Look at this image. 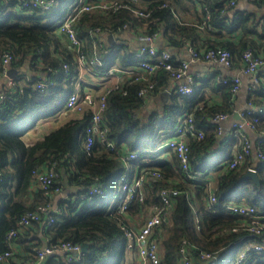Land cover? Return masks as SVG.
I'll return each mask as SVG.
<instances>
[{
  "label": "trees",
  "instance_id": "trees-1",
  "mask_svg": "<svg viewBox=\"0 0 264 264\" xmlns=\"http://www.w3.org/2000/svg\"><path fill=\"white\" fill-rule=\"evenodd\" d=\"M98 2L100 0H88ZM118 5L105 10L87 11L75 23L88 56H98L103 68H129L136 63L141 45L140 34L159 33L158 49L172 53L175 65L180 63L173 50L192 46L198 51L214 47L231 50V69L243 66L242 54L251 49L264 58V0H250L251 6H228L230 0H108ZM77 0H57L53 9L25 6L19 0H0V68L4 53L13 55L8 64V75L16 84L5 89L10 92L0 102V253L9 248L7 232L17 228L13 241L23 249L21 261L10 258L8 264H30L36 249L46 244L69 240L89 243L88 251L79 260H69L66 252H54L40 264H125L127 239L122 224L135 226L134 217H140L152 205H163L162 189L177 188L168 218L154 230L159 242L160 264H182L180 246L187 239V252L193 264H224L239 252L240 246L259 241L264 236L245 229L234 230L241 223L239 216L207 209L211 193L217 200L214 206L222 208L232 199H245L264 210V159L251 160L235 169L225 164L233 153L218 160L212 151L225 144L212 122L218 113L233 114L236 93L232 82L216 79L215 75L195 79L194 93L184 95L175 90L176 80L170 70H157L147 79L124 78L120 87L113 88L106 100L101 124L106 140L96 137L91 153L85 150L86 126L91 110L69 119L51 130L42 139L27 144L23 133L43 117L55 115L66 108V97L80 77L78 53L70 47L63 32L56 31L65 13ZM134 10L142 14H136ZM125 25L130 26L132 40L121 38ZM106 34L97 41L95 32ZM112 35V39L110 36ZM97 44V49L93 45ZM44 81L45 89L38 83ZM154 83L146 95L140 91ZM174 82L170 98L160 101L143 112L149 97L158 94ZM173 84V83H172ZM253 92V93H252ZM212 94L219 99L212 100ZM252 102L264 104V79L257 89L251 90ZM191 113L197 129H203V138L188 136L191 171L206 175L210 169H220L219 184L207 190L200 179H190L174 158H163L155 151L165 142L178 118ZM255 130L264 131V119L255 122ZM235 138L237 137L234 135ZM238 138V137H237ZM236 138V140H237ZM223 139V140H222ZM109 141L114 145L110 146ZM232 144V139L226 142ZM138 152L137 157L125 162L124 155ZM57 160L58 175L53 189L45 193L39 188L32 191L33 171L48 161ZM254 165L260 183L243 179L249 166ZM160 170L166 178L152 176ZM143 174L145 198L133 200L126 211H120L118 194L108 198L121 187V177ZM201 177V176H200ZM99 185L104 194H90ZM70 188L69 197L62 199L60 212L51 211L55 221L46 224V215L28 226L19 227L20 218L40 205H52V196ZM121 189V188H120ZM119 193V192H118ZM137 218V217H136ZM45 238V237H44ZM208 252L212 257L202 259ZM7 264V263H1ZM242 264H264V251L250 252Z\"/></svg>",
  "mask_w": 264,
  "mask_h": 264
},
{
  "label": "built area",
  "instance_id": "built-area-1",
  "mask_svg": "<svg viewBox=\"0 0 264 264\" xmlns=\"http://www.w3.org/2000/svg\"><path fill=\"white\" fill-rule=\"evenodd\" d=\"M23 5L37 6L44 10L53 9L57 0H19ZM239 0H230L227 5H237ZM118 5H123L117 2L108 0H100L98 2H89L88 0H77V2L67 11L58 25V32H63L68 39V43L71 48L77 51L80 77L84 80L76 82L72 90L69 91L66 97V109L82 114L86 110H91V118L86 126L87 137L85 139V150L87 153H91L95 144L96 137L100 136L103 140H106V129L102 127L101 119L103 110L106 107V100L109 92L113 88L120 87L124 78L134 75L135 79H147L150 74L156 73L157 70H170L174 79L176 80L175 90L184 95H191L195 89L193 83L195 77L190 73V67L198 61L203 62H216L227 68L232 67L233 54L231 50L214 47L209 49H203L198 51L192 46L187 47L189 54L187 58L180 60L178 65H175V61L172 59V53L168 50L158 49L159 33H144L140 34L138 39L141 41V45L137 51V60L134 65L129 68H121L119 66H111L107 69L103 68L102 60L98 56H88L84 52L83 42L80 38L75 23L81 18L83 13L87 11L95 10H108L113 8L116 10ZM136 14H142L141 12L134 10ZM128 30L130 36L132 32L130 26L125 25L123 31ZM102 31H97L94 37L97 41H103L106 36ZM96 50L97 44L93 45ZM243 66L239 69L240 73L253 74V78L249 83V91L257 89L260 86L261 81L264 79L263 74L257 73L259 68L264 64V58L255 53L251 49H247L242 54ZM13 55L10 52L4 53L2 57V67L0 68V77H6L8 87H12L16 84L13 77L8 75V64L11 62ZM89 75L93 77L96 82H88L85 77ZM222 77H224L222 79ZM99 78V79H98ZM223 81L232 82V91L237 94L242 86V79L240 74L220 75ZM97 84L103 85L102 90L96 93L95 88ZM38 87L45 89L46 84L44 81L39 82ZM154 83L150 82L149 85L144 87L141 91V95H146L147 92L152 89ZM11 95L10 92L5 89L0 91V102L6 97ZM253 93V92H252ZM238 112L243 123L235 122V133L241 141V146L233 152L231 157L225 164L226 169L239 168L248 161H258L264 159V131H261L256 140L254 141L248 133L244 131L245 127L255 129V122L264 119V104L260 102H252L249 100L248 106L244 109L235 108L234 112ZM234 114V113H233ZM232 114V115H233ZM231 114L218 113L212 118V122L217 127L218 134L222 137L223 122L227 120ZM194 135L197 138H203L205 131L197 129L194 124V117L191 113L182 114L176 122L171 132H166L165 142L160 144V147H166L172 152L179 164L181 170L190 179H200V173L191 171L190 168V148L188 145V136ZM110 146L114 143L109 141ZM138 152H130L124 155L125 162L137 157ZM254 161V162H255ZM57 160L48 161L45 165L36 168L33 171L34 182H36L45 193L48 191H58L59 188L53 189L55 178L58 175ZM251 169H255L254 165L249 166ZM257 171V170H256ZM152 176L157 178H166L160 170H153ZM143 174H134L131 178L127 174L121 177V190L118 193V205L120 211H126L129 204L133 200L143 201L145 198L143 191ZM3 180V173L0 171V181ZM90 194H104L102 188L99 185H95L89 192ZM180 193L177 188H164L161 191V198L163 205H152L149 207V215L144 219L142 224L138 227H127L122 224L125 237L127 239L126 249L131 250L136 254L135 264H160L161 258L159 254V242L154 236L155 228L168 218L169 212L174 205L176 196ZM217 200L215 194L211 193L209 196V203L207 209L213 212H224L231 215L239 216L242 221L237 224L233 229H245L252 234L261 235L264 228V210H261L258 205L252 202H240L238 199H232L227 201L222 208L214 206V202ZM60 212L61 208L57 205H40L38 210L29 211L25 213L19 220V227H25L32 222L40 219V216L44 213L46 215V224L51 226L55 221L54 215L51 211ZM18 232L17 228H12L7 232V240H9V248L0 253V264L9 262L10 258L15 252V242L13 237ZM187 239H184L180 246V259L182 264H193L191 258L187 252ZM264 251V236L261 240L253 243H247L244 249H241L235 257L230 261V264H242L244 259L249 256L250 252ZM54 252H66L69 260H79L85 253L82 249V244L74 243L69 240L59 241L57 243L46 244L42 248L36 249L35 259L30 264H40L47 255ZM212 257L211 253L203 252L201 254L202 259H208Z\"/></svg>",
  "mask_w": 264,
  "mask_h": 264
},
{
  "label": "crops",
  "instance_id": "crops-1",
  "mask_svg": "<svg viewBox=\"0 0 264 264\" xmlns=\"http://www.w3.org/2000/svg\"><path fill=\"white\" fill-rule=\"evenodd\" d=\"M251 5L252 4H251L250 0H239L238 8L250 7ZM56 31H58V28H56ZM124 39L125 40H128V39L132 40V36L127 34V37ZM173 52H174V55L178 59H181V60L187 58V56L189 54V51L187 48H183L180 50L174 49ZM189 71H190V73H192L194 75L195 79H197V78L202 79V78H206V77H210V76L215 75V78L218 80V79H220V75L223 76V75H231V74H234V75L240 74L241 79H242V86H241L240 90L237 92V95L235 98V107H236V109L237 108L244 109L248 106L250 95H251V92L249 91V83L254 76L253 74L240 73V70L238 68H236V69L227 68V67H225L221 64H218L216 62H203V61H198V62L194 63L193 65H191ZM263 72H264V64L259 68V71L257 73L263 74ZM85 79L88 82H92V83L96 82V80L89 75H87L85 77ZM172 83L169 84L168 87H166L164 90H162L158 94L150 96L148 104L143 109V112H149V110L153 109L157 105L158 102L169 99L171 93L174 91V82H172ZM7 86H8V84H7L6 77H0V91L6 89ZM102 86L103 85L97 84V86H96L97 88H95L96 93L99 92L100 90H102ZM211 97H212V100H214L215 102L219 99V96L217 94L211 93ZM76 115H80V114L65 108L63 110H60L55 115L40 118L35 122V124L31 128H29L28 130H26L23 133L22 138L25 141V143H27V144L34 143L35 141L42 139L51 130H53L56 127L60 126L61 124L65 123L66 121L75 117ZM235 122H236V119L234 118L233 115H231L227 120H225L223 122L222 138L224 140L223 139L222 140L225 142V144L218 146L215 150L212 151V154H211L212 158H214V159L218 158V160H221L222 158H224L225 156L228 155V152L233 153L241 146V141L235 133V128H234ZM244 131L246 133H248L254 141L256 140L258 135L260 134V132H258L255 129H252L250 127H245ZM234 135H236L238 137V138L236 137L237 140H236ZM230 139H232V144L227 145L226 142H228ZM155 151H161V155L163 158H166V157L174 158V154L172 152H170L166 147H160L159 149H155ZM254 161H255V159H254ZM200 176H201V180H202L201 182L204 183V186H206V189L208 191L209 190L211 191V190L215 189L219 184L220 169H216V168L210 169V170H208L206 175L200 174ZM39 188L40 187L36 182H33V184L31 185L32 191L37 190ZM70 191H71V189L68 187L67 189H64L62 192H59V193L53 195L52 199H51L53 207L57 206L58 203L62 199L68 198ZM239 201L244 202V203L249 202L245 199H240ZM148 214H149V212H148ZM132 221H133L132 223H134L135 227H138L140 224H142V222L144 220L141 222L138 218L134 217V219ZM40 234L43 236V239L45 241V243L41 247H44V246H46L47 236L44 233H40ZM23 254H24L23 249L17 244V242H15L14 261H21L22 262L21 256ZM130 259H133V262L132 261L130 262L129 261ZM136 259H137L136 254L134 252H132L131 250L126 249L125 264H135Z\"/></svg>",
  "mask_w": 264,
  "mask_h": 264
},
{
  "label": "water",
  "instance_id": "water-1",
  "mask_svg": "<svg viewBox=\"0 0 264 264\" xmlns=\"http://www.w3.org/2000/svg\"><path fill=\"white\" fill-rule=\"evenodd\" d=\"M127 33H128V30L123 31L121 33V37L122 38H126L127 37ZM233 116H234V118L236 119L237 122H239V123H243L244 122L237 111L234 112ZM243 179H253L256 183H260V178H259V175H258L257 171L255 169H251V168H249L244 173ZM88 246H89V243H87V242L82 245V249H83L84 252L88 251ZM196 264H207V263L197 262Z\"/></svg>",
  "mask_w": 264,
  "mask_h": 264
},
{
  "label": "rangeland",
  "instance_id": "rangeland-1",
  "mask_svg": "<svg viewBox=\"0 0 264 264\" xmlns=\"http://www.w3.org/2000/svg\"><path fill=\"white\" fill-rule=\"evenodd\" d=\"M112 38H113V37H112V35H111V36H110V39H112ZM120 188H121V187L119 186V187L116 189V192H114V194H109L107 200H108L109 198L112 199V197H113V199H116L118 192L121 190ZM148 212H149V208H147V212L145 211V212L143 213V215H141L140 217L137 215L136 217L142 222V221H143L145 218H147V216L149 215ZM140 221H139V222H140ZM245 246H246V244H244L242 247L240 246L239 251H240L241 249H244ZM229 259H230V256L228 255L227 258L224 260V264H230V263H229ZM129 261H130V262H131V261L133 262V259H130Z\"/></svg>",
  "mask_w": 264,
  "mask_h": 264
}]
</instances>
